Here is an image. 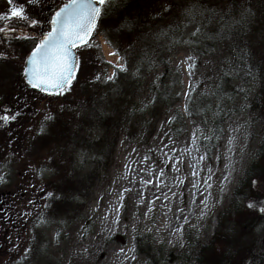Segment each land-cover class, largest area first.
Returning a JSON list of instances; mask_svg holds the SVG:
<instances>
[{
    "label": "rangeland",
    "instance_id": "374dc122",
    "mask_svg": "<svg viewBox=\"0 0 264 264\" xmlns=\"http://www.w3.org/2000/svg\"><path fill=\"white\" fill-rule=\"evenodd\" d=\"M41 1L47 16L68 0ZM181 1L108 0L92 47L75 50L73 90L58 96L18 79L40 28L29 25L31 12L29 21L13 19L20 7L0 0V264H196L195 246L210 241L226 210L232 228L219 231L231 248L221 238L209 252L231 253L229 264H264V162L246 196L238 186L260 156L264 102L252 104L259 79L241 84L233 67L241 26L264 66V0H199L224 20L251 13L224 38L215 35L219 17L207 24L185 15L197 0H183L174 28L169 15ZM129 22L159 40L139 44ZM120 46L137 60L129 69ZM216 119L220 139L212 142ZM89 173V189L67 186ZM237 188L243 196L230 209Z\"/></svg>",
    "mask_w": 264,
    "mask_h": 264
},
{
    "label": "snow or ice",
    "instance_id": "6c2138e0",
    "mask_svg": "<svg viewBox=\"0 0 264 264\" xmlns=\"http://www.w3.org/2000/svg\"><path fill=\"white\" fill-rule=\"evenodd\" d=\"M97 2L99 5H104L108 0H97ZM8 3L11 5L13 0H8ZM163 11L168 12L170 8L165 5ZM197 14L203 17L207 24L217 22V17H219L222 23L220 24V31L215 33L218 38H224L223 33L225 30L232 31L234 25L249 23L251 20V13L247 10L241 11L239 19L224 20L226 13L208 9L199 0L193 3L185 13L186 16L191 17L193 20H195ZM10 15L13 19L30 20L23 8H12ZM99 15L100 9L93 6V3L89 2V0H70L69 3L64 4L63 7L55 12L50 20L51 31L43 35L39 40L27 60L28 67L23 70L24 78L33 89L58 96L73 90V82L77 78V70L80 67L73 50L81 47H92L90 38L96 28ZM6 18V16H0V20ZM37 23L35 20H30L32 27H35ZM203 29L204 25L201 24L193 35L201 33ZM3 31L4 29L0 28V33ZM28 38L22 37V39ZM110 54L116 55V53ZM121 71H126V69L121 67ZM113 76H109L108 80H112ZM96 80L99 81L100 77L97 76ZM45 119L51 121L55 118L46 116ZM43 133L44 129L42 128L41 134ZM253 184H255V181H253ZM247 207L253 209L256 205L249 203ZM259 210L264 213V206H261ZM181 230L177 229V231Z\"/></svg>",
    "mask_w": 264,
    "mask_h": 264
},
{
    "label": "trees",
    "instance_id": "16d2710c",
    "mask_svg": "<svg viewBox=\"0 0 264 264\" xmlns=\"http://www.w3.org/2000/svg\"><path fill=\"white\" fill-rule=\"evenodd\" d=\"M13 2H16L18 7L23 8L24 11L27 12L28 15H29L28 12H31V20H35L38 22L35 25V27H33L32 29L39 27L40 28L39 36H41L43 33H45L48 30L49 20H50L52 12H51V14H48L47 16H46L47 13L44 14L45 16H43L44 11H47L49 9L46 6L45 2H43L41 0H13ZM182 2H183V0L177 5V7L176 6H175V8L173 7V11H171V13L169 15V17L171 19V25L174 26V28H175V22L177 21L179 15L181 16L185 12L184 10L181 9ZM104 5L101 7L100 11H102ZM100 16H101V14H100ZM100 16L98 17V20H99ZM128 27H129L128 31H134V34H135V32H137V34H136L137 37L134 36V39L139 44H143V41H144L145 45L150 46L151 44H155V40H159V38L152 35L150 33V31H147V32L143 31V27L139 24L129 22ZM42 30H44V31H42ZM250 32L251 31H249V29H246V27L241 26V29L239 30V34L237 37V43H236L237 48H240V49L237 50L239 53H238L237 57L235 58L236 60H235L233 67H234V70L236 73L241 72L240 75L243 77L241 84H248L253 77H257L259 79L260 88H259L258 92L255 94V96L252 100V104L257 105L256 103H258V105H261L260 107L262 108V103L264 102V99H263L264 98V71H263L264 66H263V63H261V61L256 58L258 50L256 49V46H254L255 40H253L251 38ZM139 36H141V37H139ZM129 38H131V35H129ZM120 49L123 50L122 52L127 57H129V61L127 63H125V66L127 67V69H129V66L130 65L132 66V64L133 65L136 64L137 60L136 59L134 60L131 57L132 55L128 53V50L123 49V47H121V46H120ZM29 51H30V48L28 46L24 54H27ZM11 62H12L11 60H5L4 72L6 74H8V76H11L15 73L14 69L12 68ZM79 63H80V61H79ZM17 74H18V79H22V69L19 70V72ZM117 74H119V71L116 72L115 80H117ZM4 77H6V76H4ZM239 78H241V77H238L237 79H239ZM8 81H11V79ZM28 88H30V87H28ZM30 89L32 90V88H30ZM159 97L160 96H158V95L156 96L157 101H158ZM169 106L172 107L173 103L171 102V104ZM261 108H259V109H261ZM122 116H123V114L121 113V117ZM194 116L195 115L189 114V117H191V118ZM221 123L222 122L220 120H217V119L214 122V131H213V135L211 137L212 142L218 141L220 139V128L222 125ZM117 127H118V124L116 127L114 126V128H117ZM110 132H112V130H109V133ZM109 133L107 132V137L108 138L113 137V136H111V133H110V135H109ZM76 135H77V133H76ZM102 141L103 140H101L100 143H98L99 146H100ZM114 143H115V141H114ZM111 151H112V149L110 148L109 153H107V155H106V159H108V160L110 159V155L112 154ZM100 152H101L100 154H102L103 151H100ZM263 162H264V140H263V143H262L261 148H260V156H259L258 161L254 162L250 165V167L246 170L243 178L238 182V186L243 187L245 190L243 192L245 194L244 196H246L247 192H249L251 190L252 181L255 180L254 177L255 176H259V177L261 176V172H262L261 166H262ZM95 178H96V176L94 173L86 174L85 176H83L81 178H77V175H76L75 181L72 182V181H70V179L67 181V186H68V184L72 185L69 188H72V187L75 188V192L76 191L77 192L78 191H84L86 189H89L93 185V183L95 182L94 181ZM238 191L239 190L237 188L233 192V195L235 198L233 199L232 203L230 204V209H233V207L235 206L236 200L242 199V197H239V196H243V195L238 194ZM63 192H64V190H62V193ZM57 193H58V191H57ZM228 211L229 210L221 212V214L218 216V223H217V226L215 228L214 235L212 236L210 241L205 245L204 244H197L195 246L194 252H196V253H195L193 258H194V262L196 264H229V261H230L231 256H232L231 253H224V255L222 257L215 258V255L213 253L209 252V250H211L210 246H212L214 244L215 240L221 242L220 240L223 239L226 244L223 243L222 245L226 246L225 248H227V249L231 248V244L226 239L227 234L223 233V235L226 237H222L223 235H221V232H224V229L226 227H229L230 229L232 228V226L228 220H223V217L226 215H227V218L231 217L230 214H232L233 212L228 213ZM229 215H230V217H229ZM219 230H221V232ZM227 243H229V244H227Z\"/></svg>",
    "mask_w": 264,
    "mask_h": 264
},
{
    "label": "water",
    "instance_id": "95a60500",
    "mask_svg": "<svg viewBox=\"0 0 264 264\" xmlns=\"http://www.w3.org/2000/svg\"><path fill=\"white\" fill-rule=\"evenodd\" d=\"M69 2H70V0H68L66 3H69ZM89 2L93 3V6L99 8V9H100V7L102 6V5H99V4H98L97 0H89ZM66 3H64V4H66ZM64 4L61 5L59 8H57V9L53 12L52 16L55 14L56 11H58L61 7H63ZM52 16H51V18H52ZM51 18H50V20H51ZM49 31H51V24H50V23H49V29H48V31L45 32L43 35L47 34ZM43 35H42V36H43ZM42 36L37 40V42L35 43V45L33 46V48L30 50V52H29L28 55L26 56V58H25V60H24L23 70H24L26 67H28L27 60H28L29 57L31 56V52L35 49L36 45L39 43V40L42 38ZM73 52L75 53V49L73 50ZM75 56H76V53H75ZM23 70H22V76H23ZM23 79H24L25 83H26L29 87H31V86L27 83V80L24 78V76H23ZM31 88H32V87H31ZM32 89H33V88H32ZM34 90L38 91L39 93L49 95L48 93H46V92H41V91H39L38 89H34Z\"/></svg>",
    "mask_w": 264,
    "mask_h": 264
}]
</instances>
